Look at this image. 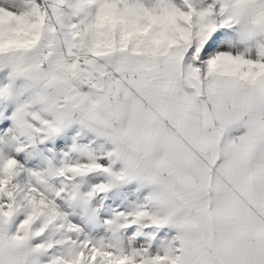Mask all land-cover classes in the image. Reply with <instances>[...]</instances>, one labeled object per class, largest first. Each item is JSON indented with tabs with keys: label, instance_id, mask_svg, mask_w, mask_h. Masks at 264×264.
<instances>
[{
	"label": "crops",
	"instance_id": "0c3cea01",
	"mask_svg": "<svg viewBox=\"0 0 264 264\" xmlns=\"http://www.w3.org/2000/svg\"><path fill=\"white\" fill-rule=\"evenodd\" d=\"M117 1L0 0V264H264V0L203 50L119 39Z\"/></svg>",
	"mask_w": 264,
	"mask_h": 264
},
{
	"label": "rangeland",
	"instance_id": "374dc122",
	"mask_svg": "<svg viewBox=\"0 0 264 264\" xmlns=\"http://www.w3.org/2000/svg\"><path fill=\"white\" fill-rule=\"evenodd\" d=\"M118 1L115 4L111 3L110 8L107 10H109L111 15L108 20L112 23L109 26L115 28L116 36L119 39L124 37V33H121V31L124 32L123 29L127 26L129 27L127 28L128 31L131 29L130 27H133V40L136 43L162 46L165 44L170 45L180 38L194 39L195 42L202 44L201 50H203L207 49L214 38L220 34V21H225L227 13L225 4L232 0H132L130 5L131 12L128 10L129 5L126 4L125 7L127 14L132 17H127L126 19L122 10L120 15L123 16L120 17L119 15L120 12L118 11L123 8V5L120 7ZM50 174V171L46 173L47 176ZM39 187L38 184L30 186L34 194L43 193L44 190ZM56 189V183L49 182L47 184V190L50 192ZM40 197L38 196L37 202L33 203L35 205L33 213H37L38 211L36 210L42 207ZM51 197L50 195V198L45 200L47 203H43L44 207H49L50 209L48 216H40V220L51 221L50 234H52L53 241L62 236L66 240L69 238L70 243L75 237V227L78 225L74 222L73 217H70L69 214L62 210V207H60L59 211L51 210L53 207H57V200ZM60 225H63V227L61 228ZM82 233L85 234L84 229ZM84 244L85 242H83ZM83 245L79 248L80 252L85 254L84 248H82ZM69 252L72 254L73 249L70 248ZM93 252L94 250L90 254ZM56 253L60 254L61 251L53 248V258H57Z\"/></svg>",
	"mask_w": 264,
	"mask_h": 264
},
{
	"label": "built area",
	"instance_id": "2783aa9c",
	"mask_svg": "<svg viewBox=\"0 0 264 264\" xmlns=\"http://www.w3.org/2000/svg\"><path fill=\"white\" fill-rule=\"evenodd\" d=\"M83 248H84L83 251H85L84 252L85 255H88V254H90L91 251H93V248H91V246L84 245Z\"/></svg>",
	"mask_w": 264,
	"mask_h": 264
}]
</instances>
